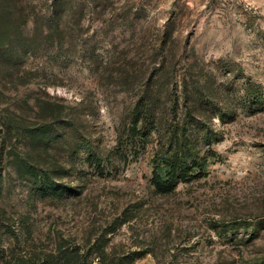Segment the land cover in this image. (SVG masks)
<instances>
[{"label": "rangeland", "instance_id": "374dc122", "mask_svg": "<svg viewBox=\"0 0 264 264\" xmlns=\"http://www.w3.org/2000/svg\"><path fill=\"white\" fill-rule=\"evenodd\" d=\"M0 135V264H264V0H0Z\"/></svg>", "mask_w": 264, "mask_h": 264}, {"label": "trees", "instance_id": "16d2710c", "mask_svg": "<svg viewBox=\"0 0 264 264\" xmlns=\"http://www.w3.org/2000/svg\"><path fill=\"white\" fill-rule=\"evenodd\" d=\"M147 98L145 95L141 96L138 100L133 112H132V118H131V134L133 136L140 135L142 132H144L145 127L142 128V125H140V122L146 121L147 122ZM58 107V106H57ZM59 106V108H62ZM56 108V104L54 102L51 103V109ZM154 118V117H153ZM49 129V127H47ZM40 130V129H39ZM20 132V130L18 131ZM41 131H35L32 132L31 135L33 136L32 144L35 146L34 148L38 149V153L40 152V148L43 147L44 142L46 141V144H48L50 139H47L45 137L39 136L38 138H35L38 133ZM175 136H178L177 133H175ZM1 139V135H0ZM184 139H180L179 137L176 138L175 148H174V155L167 160H164L159 163V166L157 167V174L159 175L160 172L165 171L166 176L160 177L158 176V179H156V184L161 189H172L175 186L176 179L180 176L177 175V172L179 170H184L182 173H186V166L187 159H184L183 156L180 155L183 154V144ZM46 146V145H45ZM44 148V147H43ZM13 153L14 151H9L10 153ZM27 154L31 155V151H27ZM8 155L7 148L3 147L2 144H0V194L2 190V164L4 162L5 156ZM24 154H15L16 156V164L18 165V168L20 172H22V176H25L29 178L30 180H33L34 186H33V192L37 193L38 195L47 196L48 194H54L58 197L66 196L71 193L73 190L72 187L66 186L63 183H57V180L52 176L50 172L46 168L41 167L39 162H33L30 161L27 157L23 156ZM187 164V165H186ZM182 167V169H180ZM64 168H60V172L63 171ZM18 231V230H16ZM25 242H27L26 238L24 239ZM80 249L77 244L73 247V253L77 255L78 258L75 257L76 263L74 264H87L88 262V253L80 254ZM58 250V249H57ZM71 250V252H72ZM66 252V251H63ZM44 256V255H43ZM24 256H21L18 260L21 264H38L37 262L33 261L32 256L25 259ZM46 257V256H45ZM67 258V257H66ZM16 259V260H17ZM34 262V263H33ZM116 264H120L118 262H115Z\"/></svg>", "mask_w": 264, "mask_h": 264}]
</instances>
